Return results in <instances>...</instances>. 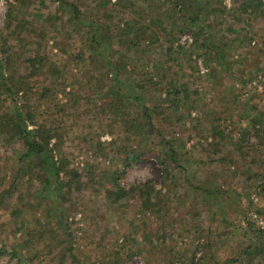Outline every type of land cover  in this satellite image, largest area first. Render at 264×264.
<instances>
[{
	"label": "rangeland",
	"instance_id": "rangeland-1",
	"mask_svg": "<svg viewBox=\"0 0 264 264\" xmlns=\"http://www.w3.org/2000/svg\"><path fill=\"white\" fill-rule=\"evenodd\" d=\"M31 1L30 12L15 22L21 36L10 35L8 44L26 57L34 56L39 46L40 54L50 58L43 82L38 83L39 90L50 86L49 99L39 102L33 96L30 105L38 122L63 127L61 143L52 139L51 146L55 160L66 162L68 173H61L63 188L45 196L38 172L25 164L27 173L22 175L14 148L0 143V247L19 248L36 229L39 233L30 242L34 264H169L177 256H190L202 244L199 256L216 218L225 226H240L245 217L264 216V197L247 181L256 170L249 163L253 149L242 151L236 145L239 129L264 117V20H236L231 0H190L208 30L232 40L225 51L228 67L218 69L211 63L208 68L204 51L192 46L190 30L174 36L159 28L161 12L142 20L132 11L137 0H110L108 6L89 2L99 22L115 30L112 36L124 33L127 21L133 24L131 20L138 19L139 26L148 28L142 48L156 46L151 62L129 52L126 71H134L130 83L146 84L142 91L159 133L126 143L118 139L122 128L107 126L109 119L100 111L102 94L88 102L80 93L73 95L83 71L76 55L89 40L86 30L74 29L56 0ZM17 5L16 0H0V32L8 9L16 11ZM151 30L156 31L153 37ZM114 42L123 44L121 39ZM166 76L180 87L185 83L186 93L180 90L185 99L174 112L164 101ZM98 141L105 156L97 152ZM168 141L176 149V160ZM249 141L254 144V137ZM129 145L145 155L125 167L121 152ZM92 166L125 170L124 190H113L103 181L90 184L86 172ZM146 182L154 186L155 195L145 205L133 187L142 188ZM14 261L9 254L0 257V264Z\"/></svg>",
	"mask_w": 264,
	"mask_h": 264
},
{
	"label": "trees",
	"instance_id": "trees-1",
	"mask_svg": "<svg viewBox=\"0 0 264 264\" xmlns=\"http://www.w3.org/2000/svg\"><path fill=\"white\" fill-rule=\"evenodd\" d=\"M56 1L59 2L63 13L68 15L74 29L82 31L85 29L89 35L88 41L83 39V35L80 36L81 40L85 42L79 49L76 59L82 64L83 71L78 88L73 89V95L77 96L80 93L81 100L88 102L93 95L102 94L105 100L101 106L103 110L100 109V111L105 113L106 118L109 119L107 122L109 128L123 129L120 131L121 137L118 138L122 142L124 140L126 143L135 140L143 142L156 136L159 133V128L155 124L152 108L147 104L142 91L146 84L130 83L129 77L134 75V71H126L127 56L132 58L129 54L131 51L133 55L138 53V57L144 55L150 62L155 59V43L142 48V40L144 42L146 39L144 33L148 28L143 25L139 26L141 21L134 19L131 20L133 24L127 21L124 33L117 32L114 37L112 32L115 30L112 31L109 25L103 26L99 22L98 12L93 14L89 10L88 4L89 2H99L103 6H108L110 0ZM137 1L132 11L138 14L142 20L148 17L157 18L158 16L153 14L161 12L160 19L156 24L166 34L177 36L190 30L193 36L192 46L204 51L208 68L211 63H213L211 67L218 69L228 67L225 51H227V46L231 45L232 40L228 41V37H221L208 30L209 28L200 22L199 13L197 10L195 11L190 0ZM231 1V10L234 12L233 16H236V20L244 17L264 20V0ZM16 2L20 8L16 11L8 9L5 29L0 32V143L14 148L22 175L27 173L25 164L30 171L38 172V176L44 182V195L47 196L49 192L55 193L63 188L61 173L62 171L65 174L68 173L64 159L57 161L52 154L51 141L56 139L57 143H61L63 139L62 126L38 122L36 110L30 105V99L33 96H37L39 102L49 99L50 86L44 85L42 90H39L38 83L43 82L44 69L47 65H51V61L47 55L40 54L39 46H37L38 50L34 56L26 57L25 54L14 51L8 44L10 35L21 36L17 32L19 25L15 22L19 16L22 15L23 18L26 11L30 12L33 6L31 0H16ZM146 8H150L154 12L147 14L148 12H144L147 11ZM19 11L20 14H17L16 12ZM60 19H63V16ZM162 23H165V26ZM130 25L134 27L133 30ZM7 29H9V34H7ZM63 29L68 32V28L64 24ZM149 35L153 37L156 35V31L151 30ZM115 39H121L123 44L119 46L114 42ZM109 48L111 50H108ZM85 54L87 57H84ZM177 58L178 54L175 60ZM138 65L139 68L142 67V63ZM21 69H24L26 73H21ZM259 74L263 75V72ZM34 78L36 79L34 80ZM149 80L151 83H157L152 77ZM162 82L165 84L166 109L172 112L179 110L181 101L186 96V94L184 98L180 96V90L185 92V83H183V87H180L177 80L169 76H166ZM263 119L264 117L256 124L251 123L241 127L236 144L241 150L247 147L253 149L251 150L253 156L249 163L256 167V170L247 177V181L248 185L251 188H256L262 197H264V148H256L255 145L264 146ZM251 137L255 139L254 144L249 141ZM110 143L112 145L115 142ZM166 144L170 155L176 160L177 152L173 144H170L169 141ZM102 145V142L98 141L97 152L105 156L106 150ZM119 151H121L120 148ZM121 153L123 154L122 164L125 167H130L133 162L139 159L143 160L145 155L143 150L141 153L132 145L123 148ZM98 169L99 166H92L86 172V179L90 184L103 181L107 182L113 190H124L121 183L126 179L125 170L122 171L115 167ZM140 186L142 188L136 186L133 187V190L139 191L143 203L146 205L155 195V188L149 182ZM215 221L217 225H215ZM243 222L244 224H239L240 226H230V224L225 226L219 222V218H216L213 222L214 226L208 232L204 250L199 256L197 253L202 244H199L190 256L184 258L177 256L169 264H264V216L260 215V218L245 217ZM38 233V230H32V234H28L19 248L12 246L9 250L6 248V244H2L0 257L9 254L15 260L14 264H34L35 256L32 254L30 242ZM223 249L226 250L222 253Z\"/></svg>",
	"mask_w": 264,
	"mask_h": 264
},
{
	"label": "built area",
	"instance_id": "built-area-1",
	"mask_svg": "<svg viewBox=\"0 0 264 264\" xmlns=\"http://www.w3.org/2000/svg\"><path fill=\"white\" fill-rule=\"evenodd\" d=\"M260 222H261V223H263V221H262V220H260Z\"/></svg>",
	"mask_w": 264,
	"mask_h": 264
}]
</instances>
